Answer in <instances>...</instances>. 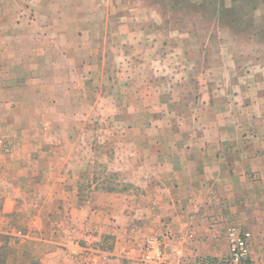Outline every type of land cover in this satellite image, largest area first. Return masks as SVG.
<instances>
[{
  "label": "rangeland",
  "instance_id": "374dc122",
  "mask_svg": "<svg viewBox=\"0 0 264 264\" xmlns=\"http://www.w3.org/2000/svg\"><path fill=\"white\" fill-rule=\"evenodd\" d=\"M1 91L0 137L13 151L0 172L32 167L37 138L75 151L76 170L90 154L82 196L98 214L110 190L134 195L133 153L148 169L157 153L198 156L217 125L221 136H264V0H0ZM104 215L100 241L92 231V243L75 242L85 247L77 264H141L152 233ZM11 260L21 264L18 245Z\"/></svg>",
  "mask_w": 264,
  "mask_h": 264
},
{
  "label": "crops",
  "instance_id": "0c3cea01",
  "mask_svg": "<svg viewBox=\"0 0 264 264\" xmlns=\"http://www.w3.org/2000/svg\"><path fill=\"white\" fill-rule=\"evenodd\" d=\"M1 92L0 107L4 109L7 91ZM257 110L264 111V103H259ZM257 127L253 122L247 124V128ZM216 129V136L203 139L204 151L199 150L198 156L185 145L183 156L170 160L157 153L153 168L147 169L140 153H133L130 182L137 187L134 195L110 190L105 194L111 203H105L98 214L82 196L85 183L90 184L92 177L91 155L88 159L84 156L82 168L76 170L75 151H59L44 145L49 144L45 138H37L35 145L44 146L41 153L25 157L33 161L32 167L0 172V264H13L11 256L17 245L21 264H77L85 247L79 246L81 241L75 242L84 236L92 243L96 240L92 231L100 241L109 230L104 214L116 218L117 224H128L126 233L143 232L141 226L158 235L194 233L195 247L212 256L226 248L213 220L232 218L235 223L233 219H239L243 229L254 233V253L260 254L264 249V136H221V126ZM50 159L64 163L50 166ZM60 223L68 233L67 244H72V248L66 245L67 251L59 242L66 239L54 230ZM110 229L108 232L114 234L111 224ZM127 237L120 238L121 251L128 248Z\"/></svg>",
  "mask_w": 264,
  "mask_h": 264
},
{
  "label": "built area",
  "instance_id": "2783aa9c",
  "mask_svg": "<svg viewBox=\"0 0 264 264\" xmlns=\"http://www.w3.org/2000/svg\"><path fill=\"white\" fill-rule=\"evenodd\" d=\"M12 143L0 137V156H10ZM224 224V225H222ZM215 230L225 242V251L219 255L202 254L195 247L194 233L177 235L167 232L146 237L141 255V264H264V249L255 255L254 233L231 221L213 220Z\"/></svg>",
  "mask_w": 264,
  "mask_h": 264
}]
</instances>
